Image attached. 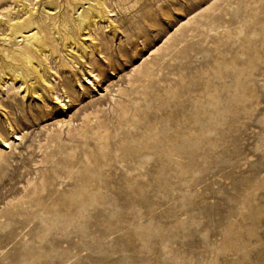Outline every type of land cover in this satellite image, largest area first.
<instances>
[{"label": "rangeland", "instance_id": "374dc122", "mask_svg": "<svg viewBox=\"0 0 264 264\" xmlns=\"http://www.w3.org/2000/svg\"><path fill=\"white\" fill-rule=\"evenodd\" d=\"M54 1L0 0V264H264V0Z\"/></svg>", "mask_w": 264, "mask_h": 264}, {"label": "bare ground", "instance_id": "6f19581e", "mask_svg": "<svg viewBox=\"0 0 264 264\" xmlns=\"http://www.w3.org/2000/svg\"><path fill=\"white\" fill-rule=\"evenodd\" d=\"M75 1L76 3H79L78 1L80 0H75ZM42 5H43L42 9L45 12H49L53 9H56L57 7L54 0H43ZM80 7L81 6L77 5L74 9L76 11H79ZM25 8L29 12V16L25 18L24 20L10 22L8 24V28H9L8 39L13 41L14 44H17L19 41V38L23 36L25 32H30V34L26 36L32 37L31 38L32 40L30 41L31 45L33 46L34 50L38 52L46 60L44 52L47 51V46H48L47 40L44 36L40 34L41 31L38 29V27L35 26L36 21H34L32 17V15L35 12L34 9L29 6L27 7L25 6ZM96 9H97L96 6H90V7H87L85 11L81 10L78 13L76 17V23L78 24L79 32L81 35H83L84 31L88 28L90 18L94 19L96 14H100L101 11L99 9H97L96 11ZM62 24H63V28H65L66 21L62 20ZM36 28L37 30H35ZM57 33H59L58 30H57ZM66 43H67V46L69 47L72 44H74L73 37L69 33H66ZM9 50L12 52V55L20 58L21 60L26 61L29 64L25 65L22 68V70H19L18 68L14 67L9 62L1 63V70H3L4 74L5 73L7 75L9 74L10 75L9 78L11 79H17V78L20 79L21 81L20 84L24 86V90L32 91L34 96L35 94L42 96V97L44 96V92L42 91L40 92L41 90L39 87L40 83H42V85L48 87L49 90L55 93V86L52 85L50 81L46 79V76L44 75V70H42L43 68L39 67L38 64H36L35 62L31 60L26 50L22 49L21 47H17V46L12 47ZM68 54L71 55V53H68ZM79 56L83 57L81 54H79ZM29 69H32L34 73L36 74V76L31 77L28 73ZM70 71L71 73L73 72L71 69ZM36 77L38 80V84L36 83L37 82L36 80L32 81V79H35ZM63 82L66 83V80ZM66 90H71V88L66 89ZM56 98L59 99L57 95H56Z\"/></svg>", "mask_w": 264, "mask_h": 264}]
</instances>
